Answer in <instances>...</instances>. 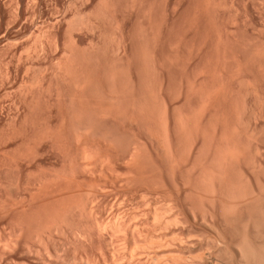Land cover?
I'll return each mask as SVG.
<instances>
[{
	"label": "bare ground",
	"instance_id": "6f19581e",
	"mask_svg": "<svg viewBox=\"0 0 264 264\" xmlns=\"http://www.w3.org/2000/svg\"><path fill=\"white\" fill-rule=\"evenodd\" d=\"M12 1L13 0H0V22L2 20H5L2 17L4 9H6V5H8V4L10 5V3ZM27 1L28 0H16V1H14L15 3L17 2V5L16 6L14 5L16 7V14L13 11L12 12L16 16L15 18H17L19 20V22L21 23V25H23L22 29H25V32L27 31V33L29 32L31 35H34V37H35L34 38L35 39V42H34L35 48L34 49H36L38 54L40 53L45 57L46 56L49 57L50 51L53 49V47L55 46V48H56L57 46H59L58 36H56L54 39V36L57 35V34H54V36L52 38V39H54V41L51 39L53 42V45H52V43H50V45L48 47L46 44L47 40H45L46 39V36H45L46 33L44 34L45 29L41 26L40 27L38 26V28H35V23L33 21L34 19L32 20L33 22H31V24L25 23V21L23 22V20H24L23 14L26 12V11L25 12L23 11V9H24L23 7H25L24 5L27 3ZM35 1L41 2L40 0H35ZM75 1H76V3L79 2L78 0H75ZM89 1L90 0H82V2L86 3V4ZM124 1H125V5H126L125 7L131 8L132 10L134 8H137V6H139L140 10H142V12H143L142 13L143 18H146L147 16H149L148 15L149 14L148 13V11H149V0H123V1H121V0H115L114 1L113 0L115 5H117V4L119 5L120 3H124ZM231 1L233 2V0H231ZM92 2H93V0H92ZM29 3H30V0H29ZM70 4H72V3H70ZM26 5L28 6V4H26ZM110 5L112 6L111 0H100L99 4L95 7L96 9L98 7V9L96 11L93 10V12L92 11L89 12L88 15H85L84 14L85 12L83 13V15H81L82 10L80 9L81 10L80 11L79 8H78V10L76 8V9H74V13L72 14V17L74 16L73 17L74 19L72 18V21H71V18H70V21L72 22V23L71 22L70 23L73 24V21H75V17H78L79 19L78 18L77 19L79 21L78 20H76V21H78L77 24L79 23L78 24L79 30L80 29L81 30L84 29L83 31L90 30V32L93 33L94 30L97 29L96 27L99 26L100 23L103 21L102 22V24H104L103 29H106L107 25L111 24V20L114 21V18H111V16H110V19H108V21L110 23H106L107 20H106V22H104V20H105L104 18H109V17H107L108 16L107 11L110 12L111 9L114 7V5H113L110 8L109 7ZM233 6H231V7L233 8ZM263 6H264V4L262 5V7ZM236 7H238V6H236ZM7 8H9V7H7ZM106 8L107 9L110 8V9L105 12ZM208 8H210V7H208ZM39 9H40V7H39ZM101 9H104L102 11H103V13H105V15H107L106 17L105 16L103 17V13H101L102 12ZM239 9H236V11H238ZM245 9H246V6H245ZM257 9H258V7H257ZM112 10L114 11L115 9H112ZM209 10H211V9H209ZM79 11L81 14L79 13ZM205 11H207V10H205ZM230 11H231V9H230ZM5 12H6V10H5ZM36 12H37V14H40L41 11L38 10ZM239 12H240V10H239ZM241 12H240V14H241ZM41 14H40V16L42 17ZM215 14H217V13H215ZM230 14H232V13H230ZM234 14H236V12ZM234 14L231 16L232 18L229 15L228 21H230V20H232V21H231V24H230V22H228V21L227 22L229 23L230 26L231 25L234 26L235 24L238 25V23H239L238 21H240L242 19L241 18L239 20L238 18H234L237 16V14L236 15H234ZM109 15H112V13L110 12ZM238 15H239V13H238ZM247 15L245 14V17ZM24 16H25V14H24ZM262 16L260 15V17H262ZM68 17H69L68 13H64L62 15H59L58 19L55 18L56 19V20L54 19L55 22L52 23V25L51 24L50 25L52 27H53V25L59 26L60 23L65 22L68 19ZM27 19H29V18H27ZM236 19H238V20L235 23ZM48 20H50V19H48ZM248 20H249V18L246 21H248ZM67 21L69 22V20H67ZM146 21H147V19H146ZM250 21H251V19H250ZM1 23L3 24V22H1ZM4 23H5V21H4ZM70 23L68 24L69 28H70V26L74 27L75 25H77L76 22H75V25L74 24L71 25ZM112 24H114V23H112ZM251 24L248 26L250 27ZM239 25H240V23H239ZM0 26H1V24H0ZM47 26H48V24H47ZM77 26H75L76 28H74V29L72 28V30H71V28L68 29L69 32H71V34H73L72 32H74V30H75V32H78ZM233 26H232V28H233ZM100 27L102 28V26L100 25L98 27L97 31H95V32H97L96 33L97 35L95 34L96 35L95 37H97L96 41L94 40L95 42L91 43V45H90L91 50L89 52H91V53L88 52L89 55L91 56L90 59L93 56H95V57L97 56L100 59L102 56H108L107 51L110 48L112 49L111 46H113L115 48L116 43H117V46L115 49L114 48L112 49V52L117 50V54H118L119 51H121V53L124 54V56H125V54H127V52L125 53V51H126L125 47H124L125 45H123V47H122V44H121L122 41H120L121 38H120V40L116 41V36L114 35L117 31H115V33H113V35H112L111 32H108L109 31L108 29L104 30L105 33L107 30H108L107 31L108 33H111V34H107V37L109 35L110 36L112 35L113 37L115 36L114 38L110 37V38H112L111 39L112 42L108 41L109 44H107L108 43L107 40H109L108 39L109 37L105 40L106 35L104 36V32L102 29H100ZM237 27H235V28H237ZM227 29H229V27ZM245 29H247V28L245 27ZM242 30H240V32ZM255 30H254V34H255V32H257ZM226 32H227V30H226ZM231 32H232V30L229 33H231ZM234 32H235V34L238 33V31L237 32L234 31ZM234 32H232L233 34L232 33L228 34L230 36V41L227 40L228 44L227 43L225 44L226 41L224 39L223 44H225L226 48L228 45H229L228 48L234 47L235 49L239 46V45H237L238 43L237 44L234 43L236 40L240 39V38L236 39L235 38L236 36L233 37ZM242 32L240 33L241 36L243 35ZM5 33H6V31L4 32V34ZM19 33L21 34L20 30H19ZM245 34H244V37H245ZM261 34H263V33H261ZM7 35H8V31H7ZM69 36H71V35H69ZM229 36H227V37H229ZM24 37H26V36H24ZM237 37H239V36H237ZM244 37H242L241 39H244L247 41V39L250 36L249 37L247 36L248 37L247 39H245ZM256 37H257V42L255 41V43L253 42V39L251 40L250 38H249L250 41H249V39H248V42L245 41L247 44H245V42H244V44H245V45H243L245 47L244 51H242L243 50L242 46H239V47H241L240 52L244 53V54L243 53L242 54L245 56V59H246L245 64H247V65H245V68H247V66H249V67L252 66V68H253V66H255V69H257V67H258L259 69H257V70L258 71L260 70L261 72H263V73H261L263 75L264 74V46H262V45L264 44V40H263L264 37H262L263 38L262 40H259L262 42V45L258 41V39H261V38L258 36H256ZM27 38H29V35ZM234 38L236 40H234ZM21 39H19V40L21 41ZM69 39L71 40V43L69 41L70 44L69 43L66 44L65 46H63V49H62V51H63L62 53H63V55H65V57L62 60V64L59 65L60 67L56 66L55 63L51 62L52 58L49 57L51 59V60L49 59L51 62L50 64L51 65L54 64V67H55L54 68L52 66L53 69H51L52 71L50 73H48L49 75L47 76L46 73H45V75H43V73H41V72H40L41 74L40 73L38 74L36 71L35 73H37V74L33 79H31L32 81L30 80V78L28 79L29 82L31 81L32 86L34 84V86L35 85L38 86V88H37L38 90L39 89L41 91L44 90L43 91L44 94H45L46 90L52 91V86H54L53 87L54 89L52 92H55V89H57L56 92L58 93V91H59V94H60V88L58 89V86L60 87L61 85H58L57 81L59 84L69 83L70 85L67 84V86L73 85L74 87L73 86L72 87L76 88L78 91L82 90L83 88L84 89L82 91H85L88 88L90 89L89 83H90V85L91 84L93 85L94 83H91V82H93V80L95 81V78H96L95 83L99 84V86H103V83H101V84L98 83L101 80V78L98 79L100 77V74L102 73L101 70H100L101 73L98 72V73H100L99 75H98V73H96L95 78H94V74H95L94 70L98 71L97 70L98 66H99L98 63H100L99 62L100 59H98L99 61L96 60L95 57H93V59L90 61L88 59H86V61L90 62L91 67H89V65H88L89 63L85 62V59L83 62V60L81 61V59L79 58L80 62L83 63V65L80 63L81 64V66H80V64L78 62L79 59L75 57L77 59V62L75 63V65L78 63L76 68H78V66H80V68L79 69L74 68L75 65L72 62L73 61L75 62V60H73L74 58L72 59L71 55L74 57L75 56L74 54H76L75 51L77 52V50H79V48L76 47L75 45H73L74 41H72V39H73L72 37ZM113 39H115V40H113ZM117 39H118V35H117ZM221 39H222V37H221ZM227 39H229V38H227ZM103 41H105V42H103ZM221 41H223V39ZM221 41L218 40V42H220V46H221ZM75 42H76V40H75ZM229 42L232 43L231 45L235 44L237 46H235V45L230 46ZM7 43H9V42H7ZM34 43H33V46H34ZM36 43H38V44L36 45ZM101 43H103L102 44L103 46H104V43H106L105 46H108V47L110 46V48L106 47V50H104L105 46L104 47L101 46ZM112 43L114 45H112ZM256 43H259V45L262 46L263 48L260 47L258 44L256 45ZM75 44H77V43H75ZM241 44H242V42H241ZM36 46H38V50H37ZM70 46H72V47L74 46L73 49L76 48V50L73 51L71 49L72 47H70ZM217 46H219V43ZM59 47H61V46H59ZM68 48H70V49H68ZM107 48H108V50H107ZM111 49H110V51H111ZM222 49L223 48H221L220 51H222ZM101 50L106 51V53L105 52L102 53L103 51L101 52ZM226 50H228V49H226ZM226 50L224 52H226L228 57H229L230 53L227 52ZM236 50H235V53L237 52ZM87 51H86V54H87ZM220 51L217 50L218 54ZM228 51H231V50H228ZM68 52L69 53L74 52V54L70 53L71 54L70 55ZM80 52H81V50H80ZM100 52L103 54L102 56L100 55L101 54ZM231 52H234V50H232ZM67 53H68V55H67ZM38 54H37V56H38ZM77 54H78V52H77ZM225 54L223 55L224 56L223 63L225 64L223 66L226 67V69L223 67V69H224L223 71L226 70L225 72H227V67L229 65L226 66V64H231V66H232V63L226 59L228 57H226L227 55L225 56ZM89 55H88V57H89ZM98 55H100V56H98ZM233 55H234V53H233ZM233 55H230V60L232 59L231 57H233ZM235 55H237V54H235ZM111 56L110 57L112 59L113 57L116 56V53H112ZM241 56L242 55L239 56V59ZM77 57H79V56H77ZM85 58H87V57H85ZM235 58H237V56L232 59L233 62H235V65L237 64L239 67L244 65V64H242V63H244L243 62L244 59H243V61L241 59L238 60L239 62L241 61V63L238 64L237 63L238 61H236ZM71 59H72V61H71ZM94 59L96 60V62L98 61L97 64H96ZM93 60H94V63H93ZM225 60L227 63L225 62ZM217 61H219V60H217ZM220 62H221V56H220ZM71 63L73 64V66ZM84 63H87V64L85 65ZM92 63H93V65H91ZM108 63H109V61H108ZM94 64L96 67H94ZM249 64H251V65H249ZM218 65L220 67V63ZM84 66L91 68L92 72L90 69L85 70L87 68H85ZM115 66H116V64H115ZM115 66L113 65V67H115ZM238 66L235 67L234 64H233L232 68L229 66L232 70L229 68L228 71H233V72H236L237 74L236 73H234V75L231 74L232 76H230V77H232V78H230V80L228 79L229 78L227 75L228 73L226 74L227 75L226 77L229 81L228 85H227V83L225 84V82H224V81H226V79L224 81H222L221 85H218L221 82V80H220L221 78H218V77L221 76L222 79H224L223 78L224 73L221 72L222 70H220L219 72H221L222 74L219 73L218 75H214L215 78L218 76L216 78L217 81H218V79L220 80L218 82V84H216L219 87H217L215 85L216 90H214V88H215L214 85H212L213 88L210 90L207 88L209 90V94H210V91L214 90L212 92V95L209 96V94H208V96L210 97L208 99L212 100L213 104H214V105H211L210 108L212 109V107L214 106V110H215V106L217 107V105H216V103H218L217 101L220 100L221 96H223V95L225 97H229V99H231V106L229 105L231 111H232V109H231L232 106H234L233 109L236 108L233 102H235L237 98H238V100L242 98L241 99L242 100V103H241L242 109L239 110V109H237L238 107L236 108L237 110H239V113L236 110L237 114H238V115L236 114L237 117L235 115V117H234L235 119L232 120V115H233V113H232L230 115L231 119L228 118L229 115H228V117H227L228 119H227V118H225L226 117L225 115L227 114V112H226V114L224 113V115H223L224 117L221 115L222 114L221 113L220 115L223 118L220 119L221 116H219L216 118V119L219 118L217 121H215L214 123H212L213 121L210 122L211 124L215 125L213 128L216 130H214V132L212 130H210L213 133H211L208 130H205V132H204V130H203L204 134L201 133L202 135H200L199 134L200 130H199V132H197L198 135L196 134L197 135L196 137H195V135H194V137H193V135L191 136V133L195 134L191 131L188 132L191 137H189L188 133H184L185 135L187 134L188 137H185V135H183L185 138H187L186 141H188V144H191V145H188L190 147V149H189V152L186 151L187 154L188 153L193 154L194 149H195L194 147L196 146L194 143L196 141L199 140V142L201 141V144H202V146L200 148L196 149V152L194 154V161L192 163V167H191V169H189V173L192 172L195 174L194 185L192 184L193 179L190 180L191 178L189 176L188 171H184L182 169H179L180 167L179 168L177 167L178 170H175V168H176L175 166L177 164L179 165V159H181L180 158V154H181L180 152H182V151H180V148L182 146H180V148H179L178 147L179 144H178V146L176 144V139H174L171 135L172 133L167 132L168 131L167 126L170 124V119L168 121L166 113H165L166 116L164 115L165 118H162V120L165 121L164 123L166 124V125L164 124V127L166 126V129H167L165 135H163V134L160 135V132H158L159 134H157V133L151 134V133H153V131L150 133L149 130L147 132V133H150V136H149L150 139L149 140L151 141V145L157 151V153L161 156V158H162L161 160H163V162L166 161L167 164L169 163L170 167H172V171H171L172 173L170 174V172H169V174L167 173L164 176L161 175L162 179L159 180L158 183H155L154 186L148 185V183L150 181L148 182V180L145 179L147 177V175H145V178H144L143 174H146V171H148L150 173L151 172L156 173V172H158L159 169H161V167L159 169H157L156 166L150 161L151 160V159H149L150 156L147 155L149 150L146 151L147 147H145L146 143H143L144 141H133V139L131 138L130 142L125 141V143H124L121 140V138H119V136L118 137L115 136V131L112 133V132H109L108 130H104V128H102L103 126L100 127L99 126L100 124H98V123L96 124L95 122L93 123L92 121H89V120L88 121L87 120H81V121L77 122V124L75 123L76 124V125L74 124L75 126L73 125V128L75 127L73 129L75 131V133L73 131L74 135L76 136L75 138L77 139V141L83 142V143H81L82 145L80 144L81 146L79 145L80 149L78 148V150H79L78 154H76V156H75L78 159L77 158L75 159V157H74V160H76V161L78 160L81 163V165L79 163V166H77V163L74 164V162H73V165L74 166L76 165L75 166L76 168L82 166V164H83V167L89 166L90 169H88L89 168L88 167L86 170H88V171L90 170V172H87L85 170L86 171L85 173H89V175H91V177H94V178L96 177L95 180L101 181L98 183L102 184L103 188H104V186H106V185H104L105 179H102V176L100 174L104 175L105 171H106V174L108 172V174L112 178V179L111 178L110 179L114 182V180L117 181L116 179H118L123 172L121 171L122 173H120V176H118L120 171H117V173L115 171V173H114L113 172L114 169H112V168L114 166H117V164L114 165L112 162H109L110 159L107 161L114 166L107 163L108 165L106 164L105 169H103V165L105 164V162L103 163V161H106L105 160L106 158L102 159L101 155H99V154H102L101 152H99V148L102 146H99V145H101L100 143L103 141V139H100V138L101 137L104 138V140H105L104 143L109 148H115L117 146L115 148L116 150L119 147H121L120 149L123 148L124 151L126 150L125 152L127 153L126 154L127 158L125 159V161L129 165L130 170L128 173L126 172L127 174L120 177L121 179L124 177L123 181H126L127 187H126V190H124L126 192L124 193V195L122 194L123 195V201L121 199V202L118 203V207H119V208H117L118 210H116V208L114 206L115 202L112 204L114 206V209H113V206L110 207V209L112 208L111 211H108V214H110V212H112L110 214V216L105 214L106 205L107 204L109 205L110 202L108 201V198H105L103 195H101V192H100L101 190H99L100 194L97 193V187L96 186H99V187L101 186V185H98L97 181L94 182V184H93V187L95 185V188L90 186L89 190L87 189L88 191L84 190L86 192V193L85 192L84 193L87 195L86 204L83 203L85 205H82L81 201L79 203L77 200L73 199L75 197H76V199H78L77 198L78 192L77 193L73 192V190H75V188L73 189V183L75 184L73 178H75L74 175L79 170H77V171L75 170L76 168H74L71 164L72 161H70L69 170L66 173L61 172V173H58L56 175L54 174V176L52 175L51 177H46V178H40V177L38 178L37 177L33 180H31V179L28 180L27 178L24 179L22 174H21V168H19L20 167L19 165L21 164L20 163V160H21L20 159L21 158L20 153H22L24 151V148H26L27 152H29V154L27 156H33L34 152L32 153L31 151H34V150H31L32 145L29 147L30 141H28L29 140L28 137H26V141H28V143H27L28 145L26 144V141H24L25 140L24 136H23L24 140L22 139V136L20 135L21 132L18 130L20 127L16 123V118L9 117L7 119L8 123L6 125V129L4 128L5 131L3 130L5 132V133H3L4 134L3 136H5V139H4L5 141L8 140L9 143L10 142L14 143V145H12V149H11L12 157L10 159V162L13 161V163L10 164V162H9L10 166L7 164L9 167L6 165V168L4 166L5 164L4 165H3V163H2V165L0 164V169H2V170H0V264H264V197H263L264 188L262 187L263 182L260 179L262 176L261 173L264 171V129H262V131L259 130V128H264V88L261 87L262 90H260V88H258L260 85L257 87L258 83L259 84L262 83V81H260L259 79H258L259 81H256L257 83L255 82V79L250 80L251 79L250 76L248 77L250 79H248L247 78L248 72H246V78L243 77V75H245V74H243L241 76L240 74H242L243 71L245 73V70L242 69L243 71L241 72V70H240L241 68H238ZM216 67H217L216 70L218 71L219 67L218 66H216ZM234 67H235V69H234ZM94 68H96V69H94ZM236 68L238 69V71ZM111 70H110V72H111ZM248 70L250 72H252L250 69H248ZM89 71L91 72L90 74H88ZM217 71L214 72L213 74H215V73L217 74ZM115 72H116V69H115ZM115 72H114V74L112 72L111 77H109L110 75H108V79L111 78L109 81H111L112 84H114L113 82H115L114 81L116 79L115 76L117 75V74L115 75ZM252 73H255V72H252ZM207 74L210 75V73H207ZM104 75H106V74H103V76L101 75V77L103 78ZM149 75H151V74H149ZM209 75L208 76L206 75V76L209 77ZM252 75L254 76V74H252ZM214 76L212 75V77H214ZM153 77H155V76H153ZM255 77H257V75ZM104 79H105V77H104ZM216 79H214V80H216ZM97 80H99V81L97 82ZM154 80H155V78H154ZM207 80H208V78H207ZM52 81H54L58 85V86H56L57 88H55L56 84L52 83ZM263 81H264V79H263ZM209 82H210V80H209ZM209 82H208V84H209ZM22 83H23V85L26 84L25 86L30 85L29 83H26L24 81ZM214 83H215V81L212 84H214ZM87 85H88V87H87ZM92 85H91V87H92ZM111 85H110V87H111ZM99 86L97 88L101 89V87H99ZM149 86H150L149 90L151 91L152 85H149ZM202 86H201V88H202ZM108 87H109V85H108ZM110 87H109V89H111L110 90L111 92L109 91L110 92L109 95L113 92H114L113 94L116 95L118 90L115 94L116 89L114 90V88H112V87H116L115 84L112 85L111 88ZM207 87H209V86H207ZM31 89L33 90V87L30 88L29 90H31ZM97 90H99V89H97ZM149 90H147V92ZM26 91L28 92V90H26ZM82 91H80V92H82ZM36 92H37V90H36ZM43 92H42V94H43ZM56 92L53 94H54V96L57 95V97H58V94H56ZM99 92H101V91H99ZM154 92H153V96H155ZM203 92L204 91L202 90V93ZM39 93H41V92H39ZM49 93L51 94V92H49ZM49 93H48V96H49ZM85 93H87V92H84V94ZM84 94H82L80 96H83ZM156 94H158V93H156ZM37 95H39V94H37ZM52 95L50 96L51 98L48 97V99L49 98L52 99V97H53ZM73 95H75V94H73ZM101 95H102V93H101ZM105 95H106V93H105ZM205 95H206V92H205ZM203 96H202V98L204 99ZM41 97H44V96H40V98ZM59 97H60V95H59ZM63 97L64 96H62V100H63ZM86 97H88V96H86ZM157 97H158V95L156 96V100L158 99ZM225 97H223V99H225ZM29 98L31 100H33V99L36 100V98H34V97L32 99L31 96ZM71 98H72V95L70 97V100H71ZM74 98H73V100H74ZM83 98H84V96H83ZM43 99L44 98H42V100ZM64 99L66 100L65 97H64ZM203 99H202V101H203ZM208 99L206 100L207 102L205 101V103L210 102V100L208 101ZM226 99H225V103L227 102ZM54 100H55V98H54ZM56 100H58V99L56 98ZM81 100H83V99H81ZM85 100H87V98ZM52 101H53V99H52ZM220 101H219V104H220ZM23 102H26V101H23ZM63 102L64 101L59 103L60 106L62 105ZM74 102H75V100H74ZM112 102H114V101L112 100ZM158 102H159V100H157V104L159 105ZM161 102L163 103V99L161 100ZM64 103H66V102H64ZM211 103L212 102H210V104ZM222 103H221V105H222ZM227 103H229V102H227ZM22 104H24V103H22ZM33 104L31 103V105H30L33 108H31L28 105L30 107L29 109H32L31 110L32 112L34 111V108L38 107V103H37V105H33ZM50 104H48V105H50ZM110 104H112V103H110ZM114 104H115V102H114ZM210 104H208V105L210 106ZM236 104L239 106L240 103L239 104L236 103ZM17 105H19V102H17ZM162 105L163 104H161V107H162ZM224 105H223V107L225 108ZM153 106H156V105H153ZM166 106H167V104H166ZM227 106H228V104H227ZM205 107H207V105ZM199 108H200V106H199ZM162 109H163V107H162ZM108 110L109 109H107L106 111L109 113ZM202 110H203L202 112H204V111H206V108L202 109ZM208 110L209 109H207V112L210 111V110L209 111ZM219 110H216L217 112L214 111L215 112L214 114L218 113ZM155 111H156V109H155ZM220 111H225V110L224 109L222 110V107H221ZM234 111H235V109H234ZM159 112H161V110ZM166 112H167V110H166ZM212 113H211V115H213V120H214L215 116ZM230 113H228V114H230ZM105 114H107V113H105ZM234 114H235V112H234ZM159 115H160V113H159ZM161 116L159 118L160 120H161ZM197 116H198V114H197ZM88 117H89V115H88ZM186 117H189V116H186ZM108 118H110V116L107 117L106 119H108ZM181 118L179 120V121H181L180 124L182 123V126L180 125L181 126L180 128L185 127V129H186L189 126H193V122H191L192 125H190L188 123V121H186L184 126H183L185 119L183 118L184 120H182ZM191 118L194 119L193 117H191ZM191 118H187V119L191 120ZM164 119H166V120H164ZM197 119H200V117ZM197 119L196 120L194 119V120L197 121V123H198L199 120H197ZM210 119L212 120V116ZM79 120H80V118H79ZM90 120H92V119H90ZM163 121H162V123H163ZM166 121H168L169 124ZM191 121H193V120H191ZM131 123H132V121H131ZM197 123H196V127L198 126V128H200L203 122H201V125L197 124ZM135 124H136V121H135ZM175 124H178V123L176 122ZM187 124H188V127H186ZM199 125H200V127H199ZM162 127H163V124L159 128H162ZM178 127H179V125H178ZM219 127H220V131L218 130ZM108 128H106V129H108ZM205 128L207 129L206 126H205ZM149 129H150V126H149ZM188 129H186V130L188 131ZM210 129H212V127ZM45 130H46V133H45V131L42 130L44 133H41L40 137L41 136L43 137V134L44 135L46 134L45 137L47 138V135L49 132H47L48 129H45ZM64 130L66 131L67 129L64 128ZM48 131H50V130H48ZM52 131H54V130H52ZM110 131H111V129H110ZM206 131L210 132L211 134L210 133L208 134ZM51 134L53 137V133H51V132H50L49 136H51ZM66 134H67V131H66ZM181 134H183V132L182 133L180 132V135ZM54 135L55 136L58 135L57 132ZM61 135H62V133H61ZM20 136H21V138H20ZM60 136L58 135V138ZM65 136H68V135H65ZM96 136H98V138H99L98 139L99 144H98V142H96L97 144L95 143V145H94L95 147L94 146L93 147L87 146V145H91V144H89V142H90L89 139H91V141H93L92 145L94 144V140H92V139H95L93 137H96ZM40 137H39V139H40ZM52 137H48V140H50L49 138H52ZM88 137H90V138H88ZM43 138H41V139L43 140ZM66 138L67 137H65V139ZM146 138H147V136H146ZM20 139H21V143L20 142L18 143V140H20ZM41 139H40V141H41ZM87 139L89 140V142L87 141ZM0 140H1V138H0ZM30 140H31V143H33L32 142L33 139H30ZM59 140H60V138H59ZM1 141H3V138ZM33 141L35 143L36 141H38V139L36 141L35 140H33ZM57 141H58V139H57ZM63 141H64V138H63ZM179 141H180V139H179ZM22 142H24L25 144L23 143L24 145L21 148L20 145H22ZM59 142H57V144ZM86 142L88 144H86ZM6 143H5V146H9V145H6ZM34 143H33V145H35ZM63 143L64 142H62V144L59 143L61 145V148H63L62 146L65 145ZM177 143H179V142H177ZM185 143H187V142H185ZM1 144H2V142H1ZM193 145H195V146L193 147ZM5 146H4V148H5ZM206 146H209V147H207V149H206L205 148ZM35 147L33 146V149ZM59 147L60 146H58V148ZM189 147H187L186 150ZM54 148H56V147H54ZM69 148H70V146H69ZM69 148L66 149L67 150L66 152H68ZM20 149H22V150H20ZM36 149H37V147H36ZM52 149H53V147H52ZM182 149L184 150L185 148L182 147ZM204 149L206 151H204ZM62 150H60V151L62 152ZM112 150H114V149H112ZM56 151H57V149H56ZM100 151H101V149H100ZM202 151H203V153L204 152L208 153V157L206 156L207 154L204 153L205 157H203V158H205V161L202 158L203 162H200V160H201V158L199 159L200 155H197V154L202 153ZM4 152H5L4 154H6V151H4ZM24 153L27 154L26 151H24ZM24 153H23V156H26ZM31 153H32V155H31ZM106 153H108V152H106ZM11 154H10V156H11ZM69 154H71V152ZM149 154H151V152ZM152 154H153V152H152ZM183 154H185V153H183ZM203 155H201V157ZM66 156H68V155H66ZM70 156H72V155H69V159H71ZM118 156H120V155H118ZM109 157L110 156H108V158ZM206 157H207V159H206ZM151 158H152V160L154 159L153 157H151ZM118 160L120 161V159H118ZM22 161H23V157H22ZM110 161H112V159ZM6 162H7V160H6ZM156 163L157 162H155V164ZM66 164H67V162H66ZM66 164L64 163V165H66ZM127 164H124V165H126L128 167ZM108 167L112 171H109V170L107 171L106 168H108ZM157 167H158V165H157ZM103 170H105V171H103ZM115 170H117V169H115ZM81 172H82V170H81ZM163 172H162V174H163ZM192 173H190V174H192ZM78 174H79V172H78ZM152 175H154V174H152ZM86 176H87V174H86ZM147 179H149V177ZM102 180H104V181H102ZM75 181L77 184V180H75ZM112 181H110V182L115 185L116 183L115 182L113 183ZM153 181H154V179H153ZM146 182H147V184H146ZM260 182H262V183L260 184ZM87 183H88V181H87ZM80 184H82V183L80 182ZM131 185L134 187L138 186L137 192H139L140 195L139 194L138 195L141 197L136 195L137 192H136V194L135 193L132 194L131 193L132 191H129L130 190L129 186H131ZM77 186H78V184H77ZM115 186H113V187L115 188ZM5 187H8V188L10 187V189L7 188L8 190H6ZM80 187L82 188L81 185H80ZM261 187L263 188V192H262ZM81 188H80V190H81ZM76 190H79V188L77 187ZM80 190H79V192L81 194ZM118 191H120V190H118ZM122 191L123 190H121V192ZM72 192L75 194L73 195ZM70 194H72V195H70ZM109 195H111V194H109ZM139 198H140V200H139ZM192 199L194 200V202L192 201ZM112 200H114V199H112ZM122 203H123V205H122L123 207L122 206L120 207V205ZM198 203L201 205V207L197 206ZM206 204H208L210 206L212 211L210 209H209L210 211L207 210L208 207H206Z\"/></svg>",
	"mask_w": 264,
	"mask_h": 264
},
{
	"label": "rangeland",
	"instance_id": "374dc122",
	"mask_svg": "<svg viewBox=\"0 0 264 264\" xmlns=\"http://www.w3.org/2000/svg\"><path fill=\"white\" fill-rule=\"evenodd\" d=\"M14 1H16V0H13L10 3V5L9 4L6 5V9H4L3 16H2L3 19H5V20L1 21V22H3V24L0 22V24H1V26H0V132H1L0 138H1V140L3 138V141L0 140V153H1L0 154L1 155L0 156V164L1 165H2V163H3V165L5 164L4 166L6 168L7 164L10 166V164L13 163V161L10 162V159L12 157L11 149H12V145H14V143H11V142L9 143L8 140L5 141L4 140L5 136H3L4 135L3 133H5L4 131H5L6 125L8 123L7 119L9 117L16 118V123L20 127V128L18 127L19 128L18 130L21 132L20 135L22 136V139L24 136L25 140L24 139L23 140L26 141V137H28L29 140L28 139L27 140L30 141L29 147L32 145L31 150H34V151H31L32 153L34 152L33 156H27L29 154V152H27L26 148H24V151H26L27 154H25L24 151L22 153H20L21 154L20 155L21 156V158H20L21 164L19 165L20 166L19 168H21V174H22L24 179L27 178L28 180L29 179L33 180L37 177L38 178L39 177L40 178H46V177H51L52 175L54 176V174L56 175V174L61 173V172L66 173L69 170L70 161H72L71 164L74 168H76L75 167L76 165L74 166L73 162H74V164L77 163V166H79L80 162L78 160H77L78 162L76 160H74V157L76 156V154H78V151H79L78 148L80 149V146L82 145L81 143H83V142L77 141V139L75 138L76 137L74 135L75 131L73 130L75 127L73 128V125L75 123L77 124V122H79L81 120H87V121L89 120V121H92L93 123L94 122L96 124L98 123V124H100L99 125L100 127L103 126L102 128H104V130H108L109 132H112V133L115 131V136H117V137L119 136V138H121V140L124 143H125V141L130 142L131 138L133 139V141H144L143 143H146L145 147H147L146 151L149 150L147 155L150 156L149 157V159H151L150 161L156 166L157 169H159L160 167L162 169V170L159 169L158 172L155 171L156 173H154V172L150 173V172L146 171V174H143L144 178H145V175H147V177L145 179L148 180V182L150 181L149 182L150 184L148 183V185H151V186H154L155 183H158V181L162 179L161 175L164 176L167 173L169 174V172H170V174L172 173L171 172L172 167H170V164L169 163L167 164L166 161L163 162V160H161L162 159L161 156L152 147L151 141L149 140L150 139L149 136H150V133L152 131H153V133H151V134H156V133L159 134L158 132H160V135L161 134L165 135L166 130L168 129L167 132H171L172 137L174 139H176L177 146L179 144V146H178L179 148H180V146L185 148L184 150L182 149V147L180 148V151H182V152H180L181 153L180 154L181 159H179V165L177 164L175 166L176 167L175 170H178L177 167L178 168L180 167L179 169H182L184 171H188V173H189V169H191L192 163L194 161V154L196 152V149L200 148L202 146V144H201V141L200 142H199V140L196 141L194 143L196 146L193 145V147L195 146L194 147L195 149L193 148L194 152L192 151L193 154H189V153L187 154V152H189V149H190V147L188 145H191V144H188V141H186L187 138H185V137H188V136H187V134L185 135L184 133H188L191 131V132L195 133V134L191 133V136L193 135V137H194V135H195V137H196L198 135L197 132H199V130H200V132H199L200 135L204 134L205 130H208V131L212 130L214 132V130H216L213 128L215 125L211 124L210 123L211 121H213L212 123H214L215 121H217L219 119V118L216 119L217 117H219L221 115L223 116L224 113L226 114V112H227V114L225 115L226 116L225 118H227L228 115H229L228 118H230V115L233 113L234 116L232 115V120H234L235 119L234 117L237 114V111L239 113V110L242 109V107H241V105H242L241 99L242 98L239 100L237 98L236 101L233 102L235 107L236 108L238 107L237 109H239V110H237L236 108H234L235 111L233 109L234 106L231 107L232 111L230 110L231 99H229V97H225L224 95L221 96V99H220L221 101L220 100L217 101L218 103H216L217 107L215 106V110H214V106L212 107V109L210 108L211 105H214V104H213L212 100L208 99V98H210L209 96L212 95V92L214 90H216V86L219 87L218 85H221L222 81H224L225 79H226V81H224V82H225V84L227 83V85H228V83H229L228 79L230 80V78H232L230 76H232V75H234V73H236L233 71H228V69L230 67L232 68L233 64L235 67L238 66L237 64L235 65V62H233L232 59L236 56L238 58V59L235 58L236 61H238L240 59L243 61V59H244V61H243L244 63H242L244 65L241 64L242 66L241 67L238 66V68H241L240 69L241 72L243 70H245V73L243 71V73L240 75L242 76L243 74H245V75H243V77L246 78V72H248L247 78L250 76L251 79L248 78L250 80L255 79V82L259 81V80L262 81L261 84L258 83V85L257 84L256 85H257V87L260 85L258 87V88H260V90H262L261 87L264 88L263 87L264 86V84H263L264 83V81H263L264 74L263 75L261 74L263 72H261L260 70L258 71L257 70V69H259L258 67H257V69H255V66H253L254 69L252 68V66L251 67L247 66V68H245V65H247V64H245L246 59H245V56L243 55L244 53L240 52L241 47H239V46H242V49H243L242 51H244L245 47L243 45L247 44L246 42H248L249 38L251 40L253 39L254 43H255V41L257 42L256 36L261 38V39H258V41L263 39L262 37H264V35H263L264 34V29H263L264 28V21H263L264 20V15H263L264 14V6L262 7V5L264 4V0H233V2L231 0H149V11H148L149 16H147L146 18H143V14H142L143 12H142V10H140L139 6H137V8H134L133 9L134 11H133L131 8L125 7L126 6L125 1H124V3H120L119 4L120 6H119L118 4L115 5L113 0H111L112 6L114 5V7L112 9H115L114 11L111 9L110 12L112 13V15H109L110 12L107 11L112 7L111 5L109 6L110 7L109 9H107V8L105 9V12L107 11L108 16L105 15V13H103L102 10H104V9H101V11H102L101 13H103V17L104 16L109 17V18H104L105 19V20L103 19L104 22H106V20H107L106 23H110L108 21V19H110V16H111V18H114L115 22L113 20H111V24H109V25H107V27L106 26L105 27H106V29L109 30V31L107 30L108 32L112 33V35H113V33H115V31L118 32V33L116 32L114 34L116 36V41L120 40V38H121L120 41H122L121 42L122 47H123V45H125L124 46L125 50H126L125 53L127 52V54H125V56H124V54H122L121 51H119V53L117 54V50H115V51L113 50L114 52H112V49L114 48L113 46H111L112 47V49H111L110 46L109 47L105 46L106 43H104L105 47L102 45L103 43H101V46H103L105 48L104 50H106V47L111 49V51H110V49L108 50V48H107L108 56H102L103 55L102 53H104V52L106 53V51H103V50H101V52L103 51L102 53L100 52L101 53L100 55L102 56L101 57L102 60L100 58H98L97 56L96 57L93 55L92 56L95 57L96 60L100 59V61L99 60L98 61L101 64L98 63L99 64L98 69H97L98 71L94 70V72H95L94 78H95L96 73H98V72L101 73V71H102L101 74L98 73V75L100 74V77L98 79L101 78V80H100L101 82L99 80H97V82L99 81L98 83H100V84L103 83L104 87L99 86V84L95 83L96 78H95V81L93 80V82H91V83H94L93 85L91 84L92 87L89 83L90 89L89 88L86 89L87 91L86 90L82 91L84 88L82 90L78 91L76 88H73L74 87L73 85H72L73 87L67 86V84L70 85L69 83L59 84L57 81V84L62 86V87L61 86L59 87L54 81H52V83L56 84L55 88H57L56 86H58V89L60 88V94H59V91L57 93L56 92L57 89H55V92H56V94H58V97L60 95L59 98L57 97L56 94H55L56 96H54L53 93H55V92H52L54 89L53 88L54 86H52V91L46 90V92H45L46 95H45L43 92L44 90L43 91H41L40 89L38 90L37 89L38 86H36V85L34 86V84H33V86L31 85L32 84L31 79H33L36 76V74L37 73L39 74L40 72L43 73V75H45V73H46L48 76L49 75L48 73H50L52 71L51 69H53V67H54V64L53 65L50 64L51 62L55 63L56 66L60 67L59 65L62 64V60L65 57V55H63V53H62L63 52L62 51L63 46L68 44L69 41L71 43V40L69 39L71 37L73 38L72 41H74L73 45H75L76 47L79 48V50H77V52H78V54H77V52L75 51L76 48L73 49L74 46L73 47L70 46V47H72L71 49L73 51H75V53L77 54L76 55V54H74V52L73 53L70 52L71 54L75 55L74 57L68 52L71 55L72 59L74 58L73 60H75V62L74 61L72 62V63H74V65L77 62L76 58H78V59L80 58L81 61L83 60V62H84V59H85V62H88V61H86V59H88L89 61L93 59V57L90 59L91 56L89 55V53H91V52H89L91 50L90 45H91V43L96 41L97 37H95V36L97 35L96 34L97 32H95V31H97V29L100 25L102 26V28L100 27V29L103 30L104 36L106 35L105 40L109 37L108 38L109 40H107V42L108 41L112 42L111 41L112 38H110V37H113V36L109 35L107 37V34H111V33H108L107 31L105 33L104 30H106V29H103V27H104L103 26L104 24H102L103 21L100 23L99 26L96 27L97 29H95L94 32L92 31L93 33H91L90 30H87V31H83L84 29L79 30V25H78L79 23L77 24V22L79 21L78 20L79 18L75 17V21H73V24L75 25V22H76V24L78 25V26L75 25L78 27L77 28L78 32H75V30H74L75 33L72 32L73 34H71V32H69V30H68L70 28H71V30H72V28L73 29L76 28L75 26L74 27L70 26V28H69V25H68L72 21V18L74 17V16L72 17V14L74 13V9L77 8V10H78V8H79V10L80 9L82 10V11L80 10L82 14L79 11V13L81 15H83L84 12H85L84 13L85 15H88L89 12H91V11L93 12V10L96 11L98 9V7H97V9L95 7L99 4L100 0H93V2H92V0H90L87 4L83 3L82 0H78L79 2H77V3L75 0H40L41 2H37L35 0H30V3H29V0L27 1L26 4H28V6L25 4L24 5L25 7H23L24 8L23 11L24 12L26 11L24 13L25 16L23 14V19H24L23 22L25 21V23L31 24V22L34 21L35 28H38V26L43 27L45 29L44 34L46 33V35H45L46 39L45 38L44 39L47 40L46 44L48 47H49L50 43H52V45H53L52 40L54 41L55 37L58 36L59 46H61V47L57 46L55 48V46H54L53 49L50 51V54H49V57L52 58L53 61L48 56H46L47 57L46 58L42 54H40V53L38 54L36 49H34L35 48V43H34L35 37H34V35H31L29 32L27 33V31L25 32V29H22L23 25H21L19 20L17 18H15L16 16L14 15V13L16 14V7L15 6L17 5V2L15 3ZM121 1H123V0H121ZM70 3H72L73 5ZM235 5L238 7H236ZM207 6L210 8H208ZM231 6H233V8ZM245 6H246V9H245ZM7 7H9V8H7ZM39 7H40V9H39ZM257 7H258V9H257ZM209 9H211V10H209ZM230 9H231V11H230ZM236 9H239L240 12L242 11L241 14H240L239 10L236 11ZM5 10H6V12H5ZM38 10L41 11L40 14L43 12L41 14L42 17L40 16V14H37L36 11H38ZM205 10H207V11H205ZM234 11L237 14V16L234 18H238L239 20L241 18L242 19L240 20L241 22L238 21L240 23V25L237 22L238 25L235 24L234 26L233 25L230 26L228 22H230V24H231L232 20L228 21L229 15L231 17L235 13ZM64 13H68L69 17L67 20H69V22L66 20L68 23L66 21L63 23L61 22L59 26L53 25V27H52L51 25H52V23L55 22V20H56L55 18L58 19V16L62 15ZM215 13H217V14H215ZM230 13H232V14H230ZM238 13H239V15H238ZM236 14H234V15H236ZM245 14L246 15L248 14V15L245 17ZM260 15L261 16L263 15V16L260 17ZM27 18H29V19H27ZM70 18H71V21H70ZM248 18H249V20H248L249 22L246 21ZM48 19H50L51 21ZM146 19H147V21H146ZM238 19L235 20V23ZM250 19H251V21H250ZM76 20H78V21H76ZM4 21H5V23H4ZM112 23H114V24H112ZM47 24H48V26H47ZM73 24H71V25H73ZM250 24H251V26H250L251 28L248 26ZM232 26H233V28H232ZM244 26L247 29H245ZM228 27H229V29H227ZM235 27H237V28H235ZM19 30L21 31V34L19 33ZM226 30H227V32H226ZM231 30H232V32L238 31V33H237L238 35L235 34V32H234V36H233V37L236 36L235 37L236 39L240 38L238 40H236L234 38V40H236L234 43L235 44L238 43L237 45H239L237 47L238 49L236 48L237 50L234 47L233 48L231 47L232 49L230 47L228 48L229 45L227 46V48L225 46V44L228 42L227 40L230 41V36L228 34L232 33V32L229 33ZM240 30H242L244 32L243 33L241 31L243 34L242 36L240 34L241 33ZM254 30L257 31V32H255V34H254ZM5 31H6V33L4 34ZM7 31H8V35H7ZM260 32L263 34H261ZM245 33L246 34L248 33V34L246 35ZM54 34H57V35L54 36ZM244 34H245V37H244ZM28 35H29V38H27ZM69 35H71V36H69ZM117 35H118V39H117ZM24 36H26V37H24ZM53 36H54V39H52ZM227 36H229V37H227ZM237 36H239V37H237ZM247 36L248 37L250 36V37L248 38ZM221 37H222L223 41H221L222 40ZM242 37H244L245 39L248 38L247 41L244 39H241ZM227 38H229V39H227ZM19 39H21V41ZM224 39L226 41L225 44H223ZM250 39H249V41H250ZM75 40H76V42H75ZM113 40H115V39H113ZM218 40L221 41V46H220V42H218ZM7 42H9V43H7ZM32 42L34 43V46H33ZM103 42H105V41H103ZM109 42L107 44H109ZM241 42H242V44H241ZM244 42H245V44H244ZM259 42L262 45V42L261 41H259ZM75 43H77V44H75ZM113 43H112V45L115 44V43L114 44ZM218 43H219V46H217ZM37 44L38 43H36V45ZM231 44L232 43H230V46L235 45V44H233V45H231ZM257 44L259 45V43H256V45ZM115 45L117 46V43ZM237 45H235V46H237ZM116 46H115V48H116ZM262 46H264V44ZM262 46H260V47H262ZM36 47L38 50V46H36ZM221 48H223L222 51H220ZM68 49H70V48H68ZM226 49L231 50V51L234 50V52L228 51ZM80 50H81V52H80ZM217 50L220 51L219 54H218ZM225 50L230 53V54L228 53L229 57H228L227 53L224 52ZM235 50L237 51L236 53H235ZM86 51H87V54H86ZM68 53H67V55H68ZM112 53H116L117 57L115 56L111 59ZM233 53H234V55H233ZM37 54H38V56H37ZM224 54H225V56L227 55L226 57H228L226 59L232 63V66H231V64H226V66L227 65L230 66V67L229 66L227 67V72H225L226 70L223 71L224 70L223 65H225L223 63V61H224L223 55ZM235 54H237V55H235ZM88 55H89V57H88ZM100 55H98V56H100ZM230 55H233V57H231L232 58L231 60H230ZM240 55H242V56L239 59ZM77 56H79V57H77ZM220 56H221V62H220ZM85 57H87V58H85ZM49 59L51 60V62ZM72 59H71V61H72ZM80 59L78 60V62H79V64L81 63L83 65V63L80 62ZM94 60H93V63H94ZM96 60H95V62H96ZM107 60L109 61V63ZM217 60H219V61H217ZM97 62H96V64H97ZM225 62H226V60H225ZM88 63H89L88 64L89 67H91L90 62H88ZM93 63L91 65H93ZM219 63H220V67L218 65ZM237 63L240 64L241 61L240 62L238 61ZM77 64L74 66V68H76ZM81 64H80V66H81ZM84 64L86 65L87 63H84ZM115 64H116V66H115ZM113 65L116 68L113 67ZM249 65H251V64H249ZM72 66H73V64H72ZM80 66H78V68H76V69H79ZM87 66L86 67L84 66L87 69H85L84 67L83 68L85 70H88V69L91 70V68H88ZM216 66L219 67L218 71L216 70L217 69ZM94 67H96L95 64H94ZM235 67H234V69H235ZM224 68L226 69V67H224ZM94 69H96V68H94ZM115 69H116V72H115ZM248 69H250L252 72H255L256 74L250 72ZM110 70H111V72H110ZM220 70H222L221 72L224 73L223 74L224 79H222L221 76L220 77L217 76L218 78H221L220 79L221 82H220V84H218V82L220 80L218 79V81H217V79H216L217 77L215 78L214 75H218L219 73L222 74L221 72H219ZM36 71H37V73H35ZM216 71H217V74L216 73L213 74ZM237 71H238V69H237ZM91 72H92V70H91ZM91 72L89 71L88 74H90ZM112 72H113V74L115 72V75L117 74L115 76V78H116L114 80L115 82H113L116 87H112V85H114V84H112V82L109 81L111 78L108 79V75H110L109 77H111ZM207 73H210L211 76ZM251 73L254 74V76ZM103 74L107 75V76L104 75L105 79H104V77L103 78L101 77V75L103 76ZM149 74H151V75H149ZM226 74L229 77L228 79L226 77L227 76ZM206 75L207 76L209 75V77H207ZM212 75L214 77H212ZM256 75H257V77H255ZM153 76H155V77H153ZM29 78L31 80L30 82L28 81ZM154 78H155V80H154ZM207 78H208V80H207ZM214 79H216V80H214ZM22 80L26 83H29L30 85H28V86H25L26 84L23 85ZM209 80H210V82H209ZM212 81L213 82L215 81V83L212 84L213 83ZM208 82H209V84H208ZM216 84H218V85H216ZM108 85H109V87L111 85V87L114 88V90L116 89L115 94L118 90L116 95L113 94L114 92L110 94L111 96L109 95V93L111 92L110 91L111 89H109ZM149 85H152V87H151L152 92L149 90V87H150ZM212 85H214V86L216 85V86H215L214 90L210 91V94H209V90L213 88ZM98 86L101 87L102 90L100 88H97ZM201 86H202V88L204 87L206 90L204 88L202 89ZM207 86H209V87H207ZM32 87H33V90L32 89L29 90ZM87 87H88V85H87ZM97 89H99V90H97ZM26 90H28L29 93ZM36 90H37V92H36ZM147 90H149V91L147 92ZM202 90L204 91L203 92L204 94L202 93ZM38 91L41 93H39ZM48 91L51 92V94ZM80 91H82V92H80ZM99 91H101V92H99ZM33 92L34 93L36 92V93L34 94ZM42 92H43V94H42ZM47 92L49 93V96H48ZM84 92H87V93H85L86 95L84 94ZM153 92H154L155 96H153ZM205 92H206V95H205ZM101 93H102V95H101ZM105 93H106V95H105ZM156 93H158V94H156ZM37 94H39V95H37ZM70 94L72 95L71 100H70V97H71ZM73 94H75L76 96ZM82 94H84L83 95L84 98H83V96H80ZM208 94H209V96H208ZM51 95L53 96L52 97L53 101H52V99H50ZM61 95L64 96L66 98V100L64 99V97L62 100ZM157 95H158L157 100H159V102H158L159 105L157 104V100H156ZM201 95L202 96L204 95L203 97L205 100L202 98ZM30 96L32 99H33V97L36 98V100L35 99H33L34 101L31 100L29 98ZM40 96H44V97L40 98ZM86 96H88V97H86ZM48 97H50V98L48 99ZM85 97L87 98V100H85L86 99ZM223 97H225V99L227 98L226 101L229 103H227V102L225 103V99H223ZM42 98H44V99L42 100ZM54 98H55V100H54ZM56 98L58 100H56ZM73 98H74L75 102H74ZM81 99H83V100H81ZM162 99H163V103L161 102ZM202 99H203V101H202ZM207 99H208V101L210 100V102H212V103L211 104H210V102L205 103V101ZM112 100L115 102V104H114V102H112ZM23 101H26L27 103L23 102ZM62 101L66 102V103L63 102L62 105L60 106L59 103H61ZM219 101H220V104H219ZM17 102H19V105H17ZM151 102L152 103L154 102V103L152 104ZM22 103H24V104H22ZM31 103L32 104L34 103L33 105H37V103H38V107L34 108L33 112L31 111L32 109H29L31 107L30 106ZM110 103H112V104H110ZM221 103H222V105H221ZM236 103H238V104L240 103L239 104L240 107ZM48 104H50V105H48ZM161 104H163L162 105L163 109L161 107ZM166 104H167V106H166ZM208 104H210V106ZM227 104H228V106H227ZM153 105H156V106H153ZM204 105L205 106L207 105V107H205ZM223 105L225 106V108L223 107ZM199 106H200V108H199ZM221 107H222V110L224 109L225 111H220ZM31 108H33V107H31ZM205 108H206V111H204L205 112L204 113V112H202L203 111L202 109H205ZM107 109H109L108 110L109 113L106 111ZM155 109L157 112L155 111ZM207 109H209L210 111L208 110L209 112H207ZM160 110H161V112H159ZM166 110H167V112H166ZM216 110H219L220 112L218 111V113L214 114L215 113L214 111H216ZM158 112L160 113V115ZM234 112H235V114H234ZM105 113H107V114H105ZM165 113L167 114L168 121L170 119V124L168 123V121H166L169 124V125L167 124L168 125L167 129H166V126L164 127L165 121L162 120V118H165L164 117ZM211 113L214 114V116H215L214 120H213V115H211ZM228 113H230V114H228ZM197 114H198V116H197ZM88 115H89V117H88ZM237 115H236V117H237ZM109 116H110V118L106 119ZM160 116H161V120L159 119ZM186 116H189V117H186ZM211 116H212V120L210 119ZM222 116L220 117V119L224 117V116L223 117ZM191 117H193L195 120L199 117H200V119H197V120H199L197 123V121H195ZM79 118H80V120H79ZM180 118L182 120L185 119L183 126H184L186 121H188V123L190 125H192L191 122H193V126H189L190 127L189 128L188 124H187L186 127H188L189 129L188 128H186V129H188V131L185 129V127L180 128L182 126V123L180 124L181 121H179ZM187 118H191V120H193V121H191L190 119H189L190 120L189 121ZM90 119H92V120H90ZM164 120H166V119H164ZM131 121H132V123L133 122L134 123L132 124ZM135 121H136V124H135ZM162 121H163V123H162ZM175 121L178 124H175L176 123ZM194 121L200 125H201V122H203V123H202L201 127L199 125L200 128H198V126L196 127V123ZM162 124H163L164 128L163 127L159 128L162 126ZM178 125H179V127H178ZM149 126H150V129H149ZM205 126L207 127V129L205 128ZM210 126L212 127V129H210L211 128ZM64 128L67 129L66 130L67 134H66V131L64 130ZM106 128H108V129H106ZM45 129L50 130V131L47 130V132H49L47 135V138L45 137L46 134L45 135L43 134L44 138L42 136L40 137L41 133H44L43 131H45V133H46ZM51 129L54 131H52ZM110 129H111V131H110ZM262 129H264V128H259V130H261V131H262ZM148 130L150 133H147ZM203 130H204V132H203ZM218 130L220 131V127ZM73 131H74V133H73ZM208 131H206L208 134L210 132L213 133L212 131H210V132H208ZM50 132L53 133V137H52V134H51V136H49ZM56 132L59 136L62 133L63 136L61 135L59 137L60 140L58 138V135H56V136L54 135V134H56ZM180 132L181 133L183 132V134L180 135ZM65 135H68V136H65ZM183 135H185V137ZM188 135H189V137H191L189 133H188ZM21 136H20V138H21ZM146 136H147V138H146ZM39 137H40V139L43 138V140L41 139V141H40ZM48 137H52V138H49L50 140H48ZM65 137H67L66 138L67 140L65 139ZM36 138L38 139V141H36L37 140ZM63 138H64V141H63ZM88 138H90V137H88ZM93 138H95V139H92V140H94V144L92 145L93 141H91V139H89L90 142L87 139L89 144H91V145H87V146L93 147L96 142H98V144H99L98 136L93 137ZM30 139H33L36 141L34 143V141L32 140V142L35 145H33V143H31ZM57 139H58V141H57ZM100 139H103V141H102L103 143L101 142L100 143L101 145H99V146H102L99 148V152H101L102 154H99V155H101L102 159L106 158L105 159L106 161H103V163L105 162V164L103 165V169H105L107 163L112 165L111 163H109V162H112L114 165L117 164V166L112 165V166H114L113 168L110 166L112 169H114L113 170L114 173H115V171H116V173H117V171H120L119 175H118V176H120V173L123 172L120 177L127 174L129 172L130 168H129V165L125 161V159L127 158V155H126L127 153L125 152L126 150L124 151L123 148L120 149L121 147H119V146H118L119 148H117V150L115 149L117 146L115 148H109L105 145L104 138L101 137ZM179 139H180V141H179ZM28 141H26V144L28 143ZM56 141L57 142L60 141L59 142L60 144H62V142H64L63 144H65V145L62 146L63 148H61V145L59 143L57 144ZM184 141L187 143H185ZM1 142L3 145L1 144ZM19 142L21 143V139L18 140V143ZM177 142H179V143H177ZM5 143H6V145H9V146H5ZM23 143L24 142H22V145H20L21 148L25 144V143L24 144ZM86 144H88V143L86 142ZM4 146H5V148H4ZM33 146L34 147L36 146L37 149H36V147L33 149ZM58 146H60V147L58 148ZM69 146H70V148H69ZM186 146L189 147L187 150H186V148H187ZM52 147H53V149H52ZM54 147H56V148H54ZM207 147H209V146H206L205 148L207 149ZM67 148H69L68 152H66ZM56 149L59 153L56 151ZM100 149H101V151H100ZM112 149H114V150H112ZM20 150H22V149H20ZM60 150H62L63 153ZM4 151H6V154H4L5 153ZM204 151H206V150L204 149ZM70 152H71V154H69ZM106 152H108V153H106ZM150 152H151V154H149ZM152 152H153V154H152ZM23 153L26 156H23ZM32 153H31V155H32ZM183 153H185V154H183ZM204 153H206V152H204ZM204 153L202 151V153L197 154V155H200L199 156V159L201 158L200 162H203V160L205 161V158H203V157H205ZM10 154H11V156H10ZM206 154H207L206 156L208 157V153H206ZM66 155H68V156H66ZM69 155H72V156H70L71 159L73 158L72 160L69 159ZM107 155L110 157L108 158ZM118 155H120V156H118ZM201 155H203V156L201 157ZM22 157H23V161H22ZM151 157L154 158L153 159L154 161L152 160ZM207 157H206V159H207ZM76 158L77 157H75V159ZM202 158H203V160H202ZM109 159L110 160L112 159V161H110ZM118 159H120V161ZM6 160H7V162H6ZM107 160H109V162ZM9 162H10V164H9ZM66 162H67V164H66ZM155 162H157V163L155 164ZM64 163L66 165H64ZM124 164H127L128 167ZM80 165H81V163H80ZM157 165H158V167H157ZM80 167H77L75 169L76 171L77 170H79V171H77V173L74 175L75 178H73L74 182H75V184L73 183V189L75 188V190H73V192H75V193L78 192V196H77L78 199H76V197L73 199L77 200L79 203L81 201L82 202L81 204L85 205L86 201H87V195L85 194L86 192L84 190L88 191L89 187L90 186L93 187L94 182H96L97 180H95L96 177L95 178L91 177V175H89V173H85L86 171L90 172V170L89 171L86 170L89 166L83 167V164H82V166H80ZM88 169H90V167ZM115 169H117V170H115ZM0 170H2V169H0ZM81 170H82V172H81ZM106 170L112 171L111 169H109V167L106 168ZM103 171H105V170H103ZM78 172H79V174H78ZM162 172H163V174H162ZM190 173H192V172H190ZM190 173H189V176L191 178L190 180L193 179V182L192 181L191 182L194 185L195 174L194 173L190 174ZM86 174H87V176H86ZM152 174H154V175H152ZM100 175L102 176V179H105V181L104 180H102V181H104V185H106V186H104V188H103L102 184L98 183L101 181H97L98 185H101L100 187L96 186L97 187V193H99V190H101L100 191L101 195H103L105 198H108V201L110 202V204L106 205L105 214L110 216V214L112 212H110V214H108V211L112 210V208L110 209V207L113 206L112 204L115 202L114 206H115L116 210H118L117 209V208H119L118 203L121 202V199L123 201V195L126 192L124 190H126V187H127L126 181H123L124 177L122 179L120 177L118 179L115 178L117 180V181L114 180V182L116 183L115 184L116 186H115L114 184H112L110 182V181H112L111 180L112 178L110 177L108 172L106 174V171H105V174H104L105 176L103 174H100ZM261 175H260L261 176L260 179L263 182L262 187L264 188V177H263L264 171L261 173ZM148 177H149V179H147ZM153 179H154V181H153ZM75 180H77L78 186H77ZM87 181H88V183H87ZM80 182L83 185L80 184ZM262 182H260V184ZM146 184H147V182H146ZM80 185L82 186V188L80 187ZM112 185L115 186L116 189ZM131 186H129L130 187L129 191H132L131 192L132 194L133 193L136 194V192L138 191L137 190L138 186H135V187L134 186L131 187ZM77 187L79 188V190L81 188L80 191H81L82 195L80 194L79 190H76ZM7 188L8 187H5L6 190L10 189V187L8 189ZM93 188H95V185ZM263 188H262V192H263ZM118 190H120V191H118ZM121 190H123V191L121 192ZM73 192H72V194L74 195L75 193H73ZM72 194H70V195H72ZM109 194H111V195H109ZM138 194H139V192H137L136 195L139 196L140 194L139 195ZM263 194H264V192H263ZM139 197H141V196H139ZM263 197H264V195H263ZM112 199H114V200H112ZM139 200H140V198H139ZM192 201L194 202L193 199H192ZM83 203H85V204H83ZM198 204H197V206L201 207V205L200 204L198 205ZM122 205H123V203L120 205V207ZM114 206H113V209H114ZM206 207H208L207 210H209V209L211 210V208L208 204H206Z\"/></svg>",
	"mask_w": 264,
	"mask_h": 264
}]
</instances>
